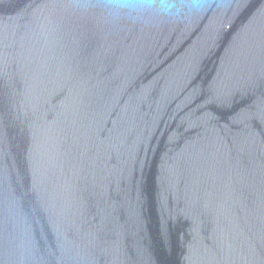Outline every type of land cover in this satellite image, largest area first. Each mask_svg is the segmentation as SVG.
<instances>
[{"label": "water", "instance_id": "95a60500", "mask_svg": "<svg viewBox=\"0 0 264 264\" xmlns=\"http://www.w3.org/2000/svg\"><path fill=\"white\" fill-rule=\"evenodd\" d=\"M0 264H264V0H0Z\"/></svg>", "mask_w": 264, "mask_h": 264}, {"label": "clouds", "instance_id": "9594fccd", "mask_svg": "<svg viewBox=\"0 0 264 264\" xmlns=\"http://www.w3.org/2000/svg\"><path fill=\"white\" fill-rule=\"evenodd\" d=\"M116 10H124L129 15L153 10L164 15H177L183 9L198 10L200 0H111Z\"/></svg>", "mask_w": 264, "mask_h": 264}]
</instances>
